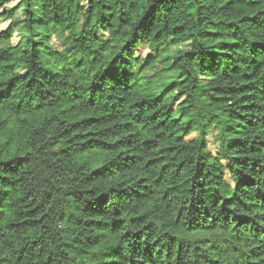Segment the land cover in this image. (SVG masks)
<instances>
[{"label": "trees", "instance_id": "obj_1", "mask_svg": "<svg viewBox=\"0 0 264 264\" xmlns=\"http://www.w3.org/2000/svg\"><path fill=\"white\" fill-rule=\"evenodd\" d=\"M12 1L0 264H264V0Z\"/></svg>", "mask_w": 264, "mask_h": 264}, {"label": "rangeland", "instance_id": "obj_2", "mask_svg": "<svg viewBox=\"0 0 264 264\" xmlns=\"http://www.w3.org/2000/svg\"><path fill=\"white\" fill-rule=\"evenodd\" d=\"M18 0H13L9 4L8 7L12 8L16 7V3ZM25 17L24 9L17 5V9L14 11L12 17L0 19V30H6L8 28H12L14 30L15 36L13 37V41H17L18 36H22L25 33L24 26L22 25L23 18ZM53 42L59 43L57 37L53 38ZM189 46L188 43H181L174 46H169L168 50L164 53V55H159L157 52V47L150 46H142L139 50L138 54L142 55L141 60L137 63L135 62L133 66L130 67V70L137 73L141 78H149L154 75L155 71L158 72L162 68H165L169 65V58L173 57L178 50L187 49ZM209 140L211 143L212 151L217 154V142H216V134L217 128L213 126L210 129Z\"/></svg>", "mask_w": 264, "mask_h": 264}]
</instances>
